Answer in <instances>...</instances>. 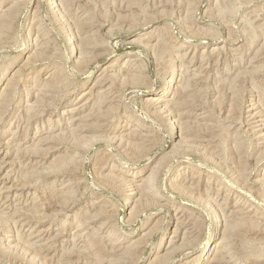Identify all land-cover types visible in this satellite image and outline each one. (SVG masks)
Here are the masks:
<instances>
[{
    "label": "rangeland",
    "instance_id": "374dc122",
    "mask_svg": "<svg viewBox=\"0 0 264 264\" xmlns=\"http://www.w3.org/2000/svg\"><path fill=\"white\" fill-rule=\"evenodd\" d=\"M0 264H264V0H0Z\"/></svg>",
    "mask_w": 264,
    "mask_h": 264
},
{
    "label": "bare ground",
    "instance_id": "6f19581e",
    "mask_svg": "<svg viewBox=\"0 0 264 264\" xmlns=\"http://www.w3.org/2000/svg\"><path fill=\"white\" fill-rule=\"evenodd\" d=\"M169 84H171V81H168V85ZM167 85V86H168ZM166 88H164L163 89V92H161V93H164V91L166 92ZM169 90V89H168ZM159 94H156V95H153V96H151V100H154V101H156V100H158L159 99ZM183 98V97H182ZM79 102V101H78ZM157 102V101H156ZM82 103V102H81ZM83 105V104H82ZM75 107V106H74ZM74 109V108H73ZM250 111H251V109H250ZM73 112H75V111H73ZM78 114V113H77ZM251 114V113H250ZM79 115H77L75 118H74V120H76L77 119V117H78ZM253 116V115H252ZM251 116V117H252ZM255 116V115H254ZM203 117V116H202ZM84 118V117H83ZM82 117H78V126H80L81 128L84 126V124H82V122H83V119ZM255 119V118H254ZM77 123V122H76ZM85 123H87V122H85ZM256 124V123H255ZM86 125V124H85ZM186 125V124H185ZM87 126V125H86ZM172 126H173V124H172ZM184 126V125H183ZM187 126V125H186ZM262 126V125H261ZM179 127V126H178ZM88 128V127H87ZM183 128V129H182ZM181 129H182V131L183 130H187V128H185V127H182ZM85 129V128H84ZM79 130H80V128H79ZM83 130V129H82ZM186 130H185V132H186ZM171 131V132H170ZM181 131V130H180ZM178 132H179V128H178V131H177V129L175 128V127H170V129H169V133L168 134H170L169 135V138L171 139V140H173L177 135H178ZM180 134V133H179ZM191 134V133H190Z\"/></svg>",
    "mask_w": 264,
    "mask_h": 264
}]
</instances>
